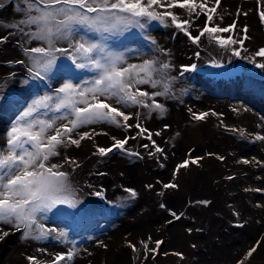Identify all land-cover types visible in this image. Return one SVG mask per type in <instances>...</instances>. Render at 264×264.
<instances>
[{
  "label": "rangeland",
  "instance_id": "1",
  "mask_svg": "<svg viewBox=\"0 0 264 264\" xmlns=\"http://www.w3.org/2000/svg\"><path fill=\"white\" fill-rule=\"evenodd\" d=\"M211 6L213 5L210 4L209 7ZM9 7L5 4L0 13ZM174 11L180 13L182 19L188 18L185 10ZM261 11H264V2L258 3V0H221L213 24L226 27L235 20L237 23L235 31L219 35L224 37L232 35L237 40L242 36L240 29L247 25L250 39L245 41L248 52L243 55H249L264 47V22L260 19ZM221 15L222 20L219 18ZM204 19L206 18L201 16L194 20V25L198 27L195 32L192 31L194 35L198 34ZM145 32L155 39L156 45H150L137 32L135 35L125 34L130 36L126 41L127 47L138 50V54H132H140L141 59L155 57L169 63L171 67L168 74L176 77V80L173 83L171 97L156 98L163 103L166 112L163 115L153 112L148 115L146 121L141 114L140 122L152 133H156L155 130L158 129L161 135H153L152 140H155L159 147L171 150L170 155L163 158V163L168 161V167H163L162 171L156 174V179L163 180L164 184L174 182L178 188L164 189L163 184L146 188L145 181H140L143 178L141 169L143 167L139 165L141 162L135 155L116 150L107 156L110 159H106L98 154L93 155V150L82 148L84 153L75 159L81 168L84 166L86 168L79 185L83 195L76 197L79 203L75 208L61 206L64 215L53 216L49 213L48 219L43 222L48 221L51 228L64 229L68 234V240L75 242L72 244L55 239L57 245L62 247L57 253L66 252L73 247L78 251L71 264L78 261V264H89L90 260L92 264H112L107 259L113 254L120 260H127L128 264H237V256L241 254L245 256L258 241L260 246L264 242V191H255L264 190V141L254 139L257 134L264 135V71L245 59L232 56L230 51L209 41L207 36L202 38L198 46L174 26L164 27L158 22H151ZM18 36L22 38L20 35H15L14 38ZM8 40L9 42L2 44L7 48L17 43L16 40ZM116 44L119 45V41H116ZM34 46L43 45L34 42ZM58 46L67 47L66 44ZM197 52L199 56L196 55ZM256 59L264 62V59L259 57ZM213 62L220 63L223 67H213ZM67 63L71 64V61ZM25 64L27 65V62ZM59 64L58 59L57 65ZM193 64L196 65L194 70L183 71L182 66ZM23 69L24 67H17L16 70L24 73ZM56 72L57 69L54 68L52 75L58 76ZM19 78L24 80L25 77ZM65 79L68 77L63 73L56 81L50 78L47 86L42 88V93L51 92ZM194 88H199L212 96L217 107L208 110L220 115H209L203 121L192 119L187 107L191 108ZM225 102L229 103L226 110ZM26 107L27 105L24 109ZM133 110L136 108L128 109L131 112ZM17 116L9 122L7 128L0 131V143L5 142L7 130ZM136 122L134 118L133 124ZM203 126L210 136L198 137V142L193 141L191 138L193 130ZM90 128L101 134L109 132L107 136L113 143L112 137L117 139L125 137L111 136L117 128L109 125H92L80 131H89ZM232 129H242L245 135L241 136L239 131L234 132ZM137 131L133 128L132 136H136ZM140 139L141 137L130 139L132 145L126 149L129 151L135 149L136 153L139 148H136L135 143L141 141ZM91 140L93 143L96 141L95 137ZM178 142L183 146L177 151L175 147ZM153 149L150 145L149 150ZM117 153L118 155H114ZM126 157V162H121V159L124 160ZM198 157L202 158L198 164L190 163L187 168L181 169L173 180V172L178 164L185 159L190 161ZM217 157L224 159L220 160ZM244 160L250 163L245 164ZM110 161L115 165L122 164L125 170L136 169L135 172L139 175L136 183L127 182L121 169L109 174ZM157 165L160 166V161ZM126 188L133 189L137 195L131 197L124 191ZM96 192H102V196H96L94 194ZM202 201L208 203H200ZM161 204L165 207L161 208ZM171 212L180 215V219H175ZM147 217H151V221L147 222ZM143 218L147 223L144 229L146 234L138 235L135 233L137 231L134 225ZM71 222H76L86 229V232L82 230V233L76 234ZM86 234L91 236L87 238ZM127 234L133 236L129 237ZM149 237H151L149 248L156 247L154 243L156 240L162 241L155 254L146 252L139 244V241L148 240ZM125 238L132 243L134 242L132 238L138 239L139 251L133 252L127 247ZM101 241L113 243L110 247L112 251H109L110 248L103 249L105 257L97 256L98 252L102 251L101 248H104L98 244ZM54 245L53 238H49L43 243H38L37 247L52 252ZM261 247L263 251V245ZM25 253L21 252L23 255ZM174 253H182L183 256L181 258ZM226 254L231 256V260L225 258ZM259 254L253 253L250 258L258 257ZM23 255L21 257H24ZM219 255L225 261L215 262ZM51 258L52 256L47 260ZM12 261V257L8 256L4 260L1 259L0 263L12 264ZM15 262L23 264L22 260Z\"/></svg>",
  "mask_w": 264,
  "mask_h": 264
},
{
  "label": "snow or ice",
  "instance_id": "2",
  "mask_svg": "<svg viewBox=\"0 0 264 264\" xmlns=\"http://www.w3.org/2000/svg\"><path fill=\"white\" fill-rule=\"evenodd\" d=\"M262 2L264 0H258V3ZM6 3L8 0L0 2V9ZM210 4L213 6L209 7ZM220 6L221 0H18L14 11L21 18L13 22L0 18V29L6 31L5 35H0V44L6 43L14 35H20L24 39L20 47L27 57L28 78L24 80L25 84L33 80L39 87L42 82L51 78L54 68L57 69L56 74L63 73L68 77L51 92L34 95L7 130L5 142L0 143V240L10 234V231H3L2 228L8 225L11 231L20 233L21 241L53 238L75 243L68 240L64 229L46 227L43 221L48 219L49 213L53 216L64 215L61 206L75 208L79 203L76 189L69 179L70 173L64 170L66 165L75 170L79 164L74 158L62 155V149L69 146L79 148L82 141L100 134L92 128L89 131L80 129L92 125H109L118 129L138 130L136 136H125L123 139L112 137L114 143L109 147L97 145L93 155L107 157L119 150L138 156L139 153L131 152L125 147L130 139L137 137L150 140L155 152L163 153L164 150L152 140L153 135L159 136L161 133H152L142 125L139 109L147 110L148 115L153 112L163 115L166 108L156 98L172 96L176 77L168 74L171 67L169 63L155 57L143 59L140 63L129 62L128 55L138 54V50L127 47L126 41L130 36H126V33L135 35L138 32L150 45H156L155 39L145 32L147 26L151 22H158L164 27L174 26L193 44L199 46L202 38L207 36L209 41L230 51L232 56L245 59L264 71V62L256 59H264V47L243 55L248 52L245 41L250 39L247 25L240 29L242 36L239 40L232 35H219L237 29L235 20L226 27L213 24ZM175 9L185 10L188 18L182 19ZM201 16L206 19L198 34L194 35L191 31L194 20ZM219 18L222 20L223 16ZM260 19L264 22V11L260 12ZM121 37L124 39L120 40ZM116 41H119V45ZM32 42H39L43 46H26ZM62 44L67 47L58 46ZM196 55L199 56V52ZM67 61H71V64ZM8 63L25 64L26 61ZM212 66L223 67L217 62H213ZM182 67L187 72L194 70L196 65ZM141 85L154 91L142 90ZM131 108H136L137 111H128ZM189 112L195 121H203L209 115H220L211 110L195 112L191 108ZM134 118L137 121L135 124L131 123ZM232 131L245 135L242 129ZM254 139L264 141V135L257 134ZM143 147L148 148L149 145L145 144ZM152 154L149 152V155ZM57 157L62 159L54 160ZM200 159L202 158L183 160L176 166L173 180L181 169L187 168L190 163L198 164ZM217 159L223 160L224 157ZM243 163L249 164L250 161L244 160ZM146 187L151 188L152 185ZM163 188L175 189L178 185L169 182L163 184ZM124 191L133 198L137 195L130 188ZM94 194L102 196V192ZM160 207L164 208L165 205L161 204ZM170 214L175 219H180L177 213ZM125 240L126 246L133 252L139 251L136 244L127 238ZM149 241L151 237L139 241V244L146 252L157 253L162 241L156 240L155 248H149ZM98 244L107 248L102 241ZM258 246L259 241L237 264H244ZM37 251L47 254L45 249ZM77 254L78 251L73 247L66 252L51 254L52 258L47 261L35 255L25 256V259L29 264H71ZM174 254L181 258L183 256L182 253Z\"/></svg>",
  "mask_w": 264,
  "mask_h": 264
},
{
  "label": "bare ground",
  "instance_id": "3",
  "mask_svg": "<svg viewBox=\"0 0 264 264\" xmlns=\"http://www.w3.org/2000/svg\"><path fill=\"white\" fill-rule=\"evenodd\" d=\"M17 2H18V0H8V3H6V4L9 5L10 7L8 9L4 10L2 13H0V18H3L5 21H8V22H13V21L21 18L20 15L15 13V11H14V9L17 7ZM197 29H198V27L193 25L191 31L195 32ZM0 31H1L0 35L6 34V31L3 29H0ZM9 39H12V36H10ZM4 55H6L7 58L15 57V56H21V57L27 58L25 55L22 54V52L20 51L19 48H13V47H9V50L4 51ZM139 56H140V54L139 55L129 54L128 60L131 63H140L143 59H141V57H139ZM8 72H9V70L0 66V76L7 74ZM24 80H19V87L22 89H24ZM33 82H35V81L29 80L28 84L31 85ZM140 87L142 89H147L149 92L152 91V89L146 85H141ZM0 91H2V89ZM187 93H191V92H187ZM43 94L44 93H42V95ZM38 95H41V93ZM192 95H193V97H191L192 101L190 102V107L192 108L193 111L208 112L209 108L217 107L216 101L212 98V96L209 95L205 91H201L199 88H194ZM228 105H229V103L225 102V104H224L225 110H226V106H228ZM136 111H137V109L133 110L132 112L135 113ZM139 111L143 115L144 120L146 121L148 118L147 110L141 108ZM187 112H189L188 107H187ZM150 118H155V117L150 116ZM133 122H134V119L131 121V123H133ZM205 128L206 127L203 126V128H197V129L193 130V134L191 136L193 141L198 142V140H199L198 137L200 138V137H204V136H210V133ZM155 132H159V130L157 129V130H155ZM105 133H107V135H109L108 134L109 132L106 131ZM107 135H104L101 133L99 135H93V137H95V140H96L95 143H93L91 139H86V140L81 142V146L79 148H77L75 146H69L66 149H62V155L65 154L69 157L76 159V158H79L81 156V154L84 153V150L82 148H85L86 150H93L95 152L97 145L100 147H109V146H111V144L113 142L109 140ZM123 135L124 136H132V129L131 130H125V129L122 130V129L117 128L116 130H114L111 133V136L123 137ZM160 139H161V137H160ZM140 140L141 141L138 140L135 143L136 148H139L136 150V153H139V155L135 156V158L141 162L139 165H142V167H143V168H141V169H143V178L140 179V181L141 180H142L141 182L145 181V186L149 185V184L153 185L155 187L161 186L162 184H164V181L163 180L158 181L156 179V174L161 172L163 167L164 168L168 167V161H165L163 163V158L165 156L170 155L171 150H169L167 147H160L164 151H163V153H158V152H155V149L149 150V147L148 148L143 147V145H145V144H148L149 146L151 145V142L148 139L141 137ZM142 143H144V144L141 145ZM131 145H132V141H128V143L125 147L129 149ZM182 146H183V144L181 142H178L176 144L175 149L178 151ZM131 152H135V149H132ZM149 152H152L153 154L149 155ZM114 155H118V153L114 154ZM61 159H62V157L54 158V160H61ZM106 159H110V157H108V158L106 157ZM126 160H127V157L124 160L121 159V162H126ZM158 161H160V166L157 165ZM68 167L69 166L66 165L64 170L72 173V174H70L69 179L76 189V197L83 195V193L79 189V185H80L81 179L84 176L83 171L86 169L85 166L82 168L79 166V167L75 168V170L70 169ZM108 168H109V170H108L109 174H113V171L116 172L119 169H121V171L123 172V178L127 182H130V183H136V181L139 178L138 173L135 172L136 169L132 168L131 171L125 170V168L123 167L122 164L115 165L110 161L108 163ZM188 184H190V183L188 182ZM146 188H148V187H146ZM187 189H189V185L187 186ZM184 195L187 196V194H184ZM149 221H151V217H147V222H149ZM43 223L46 225V227H51L48 224V221H45ZM70 224L73 226L74 232L76 234L82 233V230L84 232H86V229H83L82 227H80L76 222H71ZM90 224H92V222ZM121 225H122V223H121ZM146 226H147V223L145 222V220L143 218L142 220L137 222L136 225H134L135 230L137 231L135 233H137L138 235L146 234V232L144 230L146 228ZM2 228H3V231H10V234L8 236H6L4 239L0 240V262H1V259L4 260L8 256L12 257V259H13L12 264H16V262H15L16 260L18 262L22 260L23 264L29 263L28 261L26 262L25 256H33V255H35L36 257H38L41 260H47L51 257V254H55L58 251H61L60 249H62L61 245H57V242L55 241V239H53V242L55 245L53 246L52 252L46 251L47 254L38 252L37 249H43V248L37 247V244L43 243L46 240L35 241V240L29 239V240L21 241L19 232L11 231L10 226H8V225H4V226H2ZM87 229L89 230L90 226ZM124 234H126V233H124ZM0 235H2V232H0ZM127 235H129V234H127ZM85 236L87 238H89L91 235L86 234ZM132 236H133V234L131 236L129 235V237H132ZM10 237H12V238H10ZM137 238H139V237H137ZM132 240L134 241L133 244H136L137 246L139 245L138 239L132 238ZM152 241H153V239H152ZM35 243H37V244H35ZM103 243L105 245H107V248H101L102 251L98 252L97 256H100V257L104 256L105 253H104L103 249L107 250L111 246H113L112 242H103ZM173 244H174V241H173ZM262 245L264 248V242L262 243ZM261 246H258L259 248H257L256 251L254 252V255L260 253L259 256L247 259L246 262L244 261L245 262L244 264H264V249L262 251ZM109 251H112L111 248L109 249ZM21 252L22 253L26 252V253L23 255V254H21ZM22 255L24 257H21ZM244 257L245 256H243L242 254L240 256H237V262L242 260ZM108 258L109 259H107V260L109 261V263L111 262L112 264H128L129 263L127 260H120L117 256L115 257L114 254L109 255ZM225 258L231 260V256L228 254H226ZM254 260H257V261L254 262ZM218 261H225V260L221 255H219L215 259V262H218ZM78 263H79V261H78ZM78 263L76 262V264H78ZM89 264H92V260L89 261Z\"/></svg>",
  "mask_w": 264,
  "mask_h": 264
},
{
  "label": "flooded vegetation",
  "instance_id": "4",
  "mask_svg": "<svg viewBox=\"0 0 264 264\" xmlns=\"http://www.w3.org/2000/svg\"><path fill=\"white\" fill-rule=\"evenodd\" d=\"M14 36H12V39L16 40L17 43H14V46L12 45L9 47L19 48L24 55L22 48L20 47V45L24 43V40L22 38H19V36L15 39ZM7 42H9V40ZM5 46L6 45L0 44V66L9 70V72L0 76V90L2 89V91H0V131L7 128L9 122L13 120V118L17 116L18 113H21V111L24 109V106L28 105V103L31 102L34 95H38L40 93L42 95V88L45 87V85L47 86V83L49 82V80L45 81L39 87L36 86V81L31 85L24 83V89L20 88L19 80L23 79L19 77L23 76L25 77L24 79L28 78L27 65H10L8 62L16 61L19 59L25 60L27 62V58L21 56L7 58V56L4 55V51L9 50V47L7 48ZM26 46L33 47L34 42ZM17 67H24V69L22 70V72L24 73L17 71ZM13 73L14 75H11ZM60 75H62V73L58 76L52 75L51 79H54L56 81Z\"/></svg>",
  "mask_w": 264,
  "mask_h": 264
}]
</instances>
